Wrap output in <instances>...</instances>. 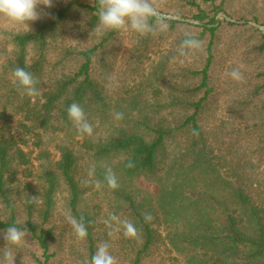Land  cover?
Masks as SVG:
<instances>
[{
  "label": "rangeland",
  "instance_id": "1",
  "mask_svg": "<svg viewBox=\"0 0 264 264\" xmlns=\"http://www.w3.org/2000/svg\"><path fill=\"white\" fill-rule=\"evenodd\" d=\"M70 3L74 4L63 23L48 32L43 69L35 76L40 94L28 97L13 83L10 63L17 52L13 37L33 32ZM88 6L98 7L97 0H53L51 8L40 6L41 19L30 29L0 18V112L24 143L22 148L30 152L27 165L12 157L4 184L9 203L0 191V223L14 217L27 230L24 247L13 249L15 264H22L23 257L24 264H90L105 241L117 264L256 263L248 247L230 248L224 237L231 232L233 219L244 236L254 239L258 234L251 207L238 200L235 188L250 197L264 223V0H164L160 11L168 17V27L156 36L132 31L98 36L93 32L97 10ZM186 34L202 44L182 56L180 45ZM88 49H95L89 74L103 95L102 100L89 97L80 105L93 125V135L78 134L58 108L43 125L42 117L29 114L28 108L37 112L57 82L79 73ZM40 55L39 46L30 44L27 64ZM233 69L242 73L241 82L231 77ZM201 99L195 147L193 124L183 123L196 112L190 103ZM114 112H122L124 118L115 119ZM152 129H174L159 151L156 173L130 176L122 166L125 154L98 151L99 145L125 134L151 140ZM61 146L77 157V210L91 219L93 245L89 237L78 238L67 221L68 215L79 219L71 207L70 187L57 168ZM201 146L207 154L202 157ZM108 168L117 177V189L104 180ZM48 177L55 181L50 206ZM112 214L133 223L137 238L125 237L116 222L110 237L105 221ZM148 214L151 220L145 219ZM142 219L153 234L143 253L147 233ZM6 229L0 227V255ZM42 232L48 234L47 249L39 240Z\"/></svg>",
  "mask_w": 264,
  "mask_h": 264
},
{
  "label": "trees",
  "instance_id": "2",
  "mask_svg": "<svg viewBox=\"0 0 264 264\" xmlns=\"http://www.w3.org/2000/svg\"><path fill=\"white\" fill-rule=\"evenodd\" d=\"M73 4L74 3H70L69 5L62 7L51 20L42 22L36 27L33 32L27 34L14 35L13 42L17 47V52L15 61H12L10 63L12 71L16 67H22L26 71L32 73L34 77L36 75L41 74V71L43 69L42 59L44 58V51L46 49V46L48 45V32L54 31L63 23ZM88 8L97 10L98 7L88 6ZM204 26L206 27V29L214 31L213 26L210 27L207 24H204ZM30 44H37L39 46V49L41 50V55L40 58L35 60L33 63L27 64V48ZM94 51L95 49H88L84 51L83 54L85 56V62L82 64L79 73H77L74 77L68 78V80L57 82V88L55 89V91H49L45 94L46 100L41 105V107L36 110L37 112H31V107H29L28 113L37 114L39 119L42 117V119H40V122L44 125L48 122L49 115L56 108L59 109L63 119L68 120L69 117L67 109L72 103L75 102L81 105L89 97L96 100H102L103 95L100 89L98 88L97 84L92 80L89 74L90 63ZM202 73L204 74L203 84H206V69L203 70ZM81 75L84 76L83 79L79 78ZM30 100L31 98L28 99V102L25 103L26 106L29 105ZM190 104L195 106L196 112L191 114L184 121L183 125H187L192 122L195 131V138L192 144L193 146L197 147L199 146V141L196 135L199 132V127L196 122V114L200 106L202 105V99L197 101L196 103ZM33 109L35 108L33 107ZM2 119H4V123H2ZM7 120L8 119L5 116V113L0 112V191L2 195L6 198L5 200H7L8 202V198L6 197V192L4 190V184L5 176L10 172L12 166V157H17V161L19 162V164L27 165L28 163H30V152H27L22 148V140L17 139L13 135L9 128V124H7ZM152 130L154 133V137L151 140H147L145 137L138 134H125L118 139H113L105 144L99 145L100 148L98 151L102 155H111L117 153L125 154V159L123 160L122 166L124 171L130 176L144 172L156 173L158 170L159 151L163 145L166 135L171 133L174 129L169 131L163 129ZM199 149L200 157H202V155H207L203 146L199 147ZM130 162L133 164L132 167L128 166ZM76 163L77 157L74 151L67 146H61V157L57 162V168L70 187L72 195V210L74 211L75 216L79 220L83 218V223L87 228V237H89L91 245H93L91 219L88 216L82 215L77 210V204L80 199V191L75 177V170L77 166ZM48 181L50 184V188L48 190L47 200L48 205L50 206L52 199L51 194L55 186V181L52 177H48ZM234 191L235 196L240 202L251 207L253 219L255 220L258 234L257 238L254 239L244 236L241 231L237 228V225L233 219L231 220L230 225L231 232L225 235L224 238L229 239V243L231 244L230 248L236 249L240 245H245L251 250L252 257L256 261V263L254 264H264V223L262 222V218L260 217L257 208L253 205L252 201L250 200V197L241 188H235ZM142 220L147 233V241L145 243V246L142 248L141 253L145 252L148 249L153 237L152 229L149 223H147L144 219ZM9 226H16L21 229L25 228L22 224L16 223L14 217H12V219L7 222L0 223L1 228H8ZM35 231L36 230H34V232ZM47 238L48 234L46 232H42L39 235L41 245L45 249H47L48 246Z\"/></svg>",
  "mask_w": 264,
  "mask_h": 264
},
{
  "label": "clouds",
  "instance_id": "3",
  "mask_svg": "<svg viewBox=\"0 0 264 264\" xmlns=\"http://www.w3.org/2000/svg\"><path fill=\"white\" fill-rule=\"evenodd\" d=\"M97 2L98 24L93 32L98 36L109 31L121 33L132 31L140 36H156L168 27L166 23L168 17L160 11L164 0H97ZM41 5L51 8L53 7V0H0V18L7 20L12 25L30 29L32 23L41 19ZM201 44L202 42L194 38L192 34H186L180 45V55H187L188 52L198 50ZM230 75L237 82L243 80L242 73L238 69H233ZM13 76L15 77L13 83L22 88L24 94L28 97L40 94L36 87L38 79L32 73L22 67H16L13 70ZM67 113L78 134H86L89 137L93 135V125L89 122L84 109L78 103H72L68 107ZM113 115L117 120L124 118L122 112H114ZM128 166L132 167L133 164L130 162ZM94 172L95 168L93 167L89 171V176H92ZM104 180L111 189L119 187L117 177L111 168L106 169ZM95 187L96 189L102 187L99 180L95 181ZM31 199L32 201H37L35 196L31 197ZM145 219L151 220V215H146ZM67 221L78 238L85 239L87 237V228L83 223V218L77 220L75 217L68 215ZM112 222L122 225L125 237L137 238L138 234L135 225L127 220L120 221L115 214H112L109 220L105 221L110 229L108 232L110 237L113 235ZM26 232V229L16 226H9L3 232V239L6 244L2 255H0V264H15L17 254L13 249H22L24 247ZM109 249L110 244L107 241L100 243L95 254L91 257L90 264H117L116 258ZM22 264H24V257ZM85 264H88V262L86 261Z\"/></svg>",
  "mask_w": 264,
  "mask_h": 264
}]
</instances>
